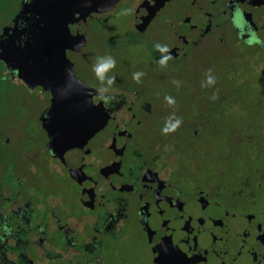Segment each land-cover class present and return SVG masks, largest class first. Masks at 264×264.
<instances>
[{"label": "flooded vegetation", "instance_id": "obj_1", "mask_svg": "<svg viewBox=\"0 0 264 264\" xmlns=\"http://www.w3.org/2000/svg\"><path fill=\"white\" fill-rule=\"evenodd\" d=\"M263 31L264 0H0V264H264ZM116 37L153 73L85 80L90 44ZM61 63L135 104L103 190L91 180L108 171V114L50 111L49 90L24 81ZM45 154L44 172L94 196L54 199L32 176Z\"/></svg>", "mask_w": 264, "mask_h": 264}, {"label": "water", "instance_id": "obj_2", "mask_svg": "<svg viewBox=\"0 0 264 264\" xmlns=\"http://www.w3.org/2000/svg\"><path fill=\"white\" fill-rule=\"evenodd\" d=\"M91 9L92 7H89L88 11ZM43 22L47 25L49 32L57 31L56 13L52 18H45ZM68 24L66 22V47L72 50H79L82 47V43L77 47L73 45L74 36L77 32L76 25L74 22L71 25L69 24V26ZM135 27L139 29L137 20L135 21ZM24 81L31 88L49 90L51 94L50 111L57 112L58 106L65 104H76L79 106L96 105L97 113H102L104 115L103 119L105 113L108 114L107 120L112 123V138L107 143L109 150L107 158L104 160L108 171L97 172L95 174L96 179L91 180L93 185H97L101 190L102 177L106 174L110 176L108 172L112 171L114 173L118 169L124 143L132 128L130 117L136 110L134 107L135 104L123 96L103 93L96 88L86 85L75 77L70 64H54L50 70L42 72L36 78L28 76ZM45 157L46 154L34 161L32 176L36 182L42 183L52 190L54 199L80 201L94 196L93 193L77 185H82V183L76 182L78 177H68L65 173L61 174L57 173V171L44 172L41 167ZM54 168L56 169L57 166Z\"/></svg>", "mask_w": 264, "mask_h": 264}, {"label": "rangeland", "instance_id": "obj_3", "mask_svg": "<svg viewBox=\"0 0 264 264\" xmlns=\"http://www.w3.org/2000/svg\"><path fill=\"white\" fill-rule=\"evenodd\" d=\"M84 60H85V66L86 70L83 72V77L85 80H87L90 83H96L103 85L104 83H107L108 86H112L108 83V76L110 74L113 75H122V72L118 70L122 67H128L129 71H133L135 68H137L138 64L140 66L144 67L145 72L153 73V64L146 62L143 59V54L141 52L137 51V48L131 43L122 42L120 38H113L111 42V46L109 48H99L96 47V43L92 42L90 44V47L87 49V51L84 53ZM108 58H111L115 61L114 67L108 69L104 73V80L101 81L94 72V67L97 65L98 61L100 60H106ZM264 69V67H263ZM264 72V70H263ZM152 86H160L158 84H155V82L152 84ZM161 93V89L158 90L157 94ZM167 94L160 95L161 97H165ZM259 99L264 100V96H261L259 94L256 95ZM263 103V101H262Z\"/></svg>", "mask_w": 264, "mask_h": 264}, {"label": "clouds", "instance_id": "obj_4", "mask_svg": "<svg viewBox=\"0 0 264 264\" xmlns=\"http://www.w3.org/2000/svg\"><path fill=\"white\" fill-rule=\"evenodd\" d=\"M159 47V46H157ZM161 51H167V48H161L160 49ZM161 63H163V61H161ZM114 64H115V61L112 60L111 58H108L106 60H100L98 61L97 65L94 67V72L96 74V76L101 80L103 81L104 80V73L114 67ZM139 74H136L134 75V79H136L138 77ZM108 83L111 84L112 83V79L109 78L108 79ZM209 83H212L211 79H209ZM172 101L169 100V103H171ZM179 124V121L176 122V124H173L171 126V128H165L164 131L167 132V131H171L173 130L177 125Z\"/></svg>", "mask_w": 264, "mask_h": 264}]
</instances>
